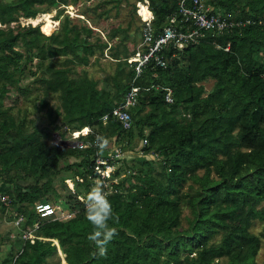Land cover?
Wrapping results in <instances>:
<instances>
[{"label":"trees","instance_id":"obj_1","mask_svg":"<svg viewBox=\"0 0 264 264\" xmlns=\"http://www.w3.org/2000/svg\"><path fill=\"white\" fill-rule=\"evenodd\" d=\"M79 1L0 0V194L10 196L9 204L0 197V221L22 215L11 224L17 231L0 233V264H259L262 236L250 227L264 220V0H208L235 23L250 22L207 30L184 47L170 42L161 51L167 66L151 60L140 73L130 57L143 24L133 36L131 23H117L105 38L96 21L109 19L124 0H97L81 12L87 22L76 23L64 11ZM178 5L179 0H150L155 32L171 23ZM52 7L58 8L57 29L51 30L50 20H20ZM183 18L177 15L174 25L186 30ZM106 49L115 66L106 82L77 70L92 56H105ZM134 85L139 90L131 128L114 115L100 124ZM168 87L172 101L165 97ZM40 89L58 92L61 101L48 120L51 127L28 120L27 109L13 112L20 97ZM64 124L89 125L109 141L138 142L143 151L125 154L131 168L117 166L109 178H119L114 190L107 189L118 235L106 257L97 256L87 239L91 226L82 202L98 174V149L54 144L53 129ZM49 201L75 214H41L37 203Z\"/></svg>","mask_w":264,"mask_h":264},{"label":"built area","instance_id":"obj_2","mask_svg":"<svg viewBox=\"0 0 264 264\" xmlns=\"http://www.w3.org/2000/svg\"><path fill=\"white\" fill-rule=\"evenodd\" d=\"M145 2L148 9L152 11V14L145 17L141 13L140 4ZM138 14L144 21L143 33H142V48H138L134 55L130 57V61L133 63L137 73L143 70V67L151 60H153L157 65L162 67L167 66L168 60L161 54L162 49L167 48L170 42H175L179 47H184L189 40H195L203 36L205 31L210 29L223 30L235 25H245L250 22V19L245 21L235 23L232 20V14L229 13L228 16L222 15V12L216 10L215 7L208 2V0H179V5L176 13H173L170 17L171 23L163 27L162 31L155 32V27L153 26L154 12L150 6L149 0H138L137 1ZM177 15H183V20L187 23L186 30L177 28L174 23H176ZM24 21V20H23ZM25 22H31L30 18H27ZM183 27L184 25L181 24ZM264 76V75H263ZM139 86L134 85L130 90L124 95L123 103L113 109L112 113H107L101 119V122L106 121L111 115L120 118L125 128H129L132 125V113L131 107L135 104L137 100V93ZM172 88L168 87L165 97L168 101H172ZM94 133L97 137L101 136L99 133H95L90 127H85L81 130H74L69 139H75L72 141L71 146L77 147L84 150L88 147L96 146L94 139L81 138L80 134ZM148 139H143V144L147 142ZM113 150L108 152V149L102 155L96 156V163L94 169L97 171L95 176V181L97 179H103L108 190L112 191L116 188L118 184V179L110 180L109 177L112 175L113 171L117 168V162L122 159L124 155V147L121 143H112ZM143 152V151H142ZM141 152V153H142ZM105 165V166H104ZM91 175V174H90ZM78 179L83 178V174H77L75 176ZM72 187L73 185L70 184ZM113 188V189H112ZM1 199L9 204L10 196L7 193L0 194ZM37 210L43 215L56 214L59 218L68 219L71 218L75 211L68 209L62 204L49 202H38ZM22 215H19L15 222L19 223ZM30 232H26L24 235H28Z\"/></svg>","mask_w":264,"mask_h":264},{"label":"rangeland","instance_id":"obj_3","mask_svg":"<svg viewBox=\"0 0 264 264\" xmlns=\"http://www.w3.org/2000/svg\"><path fill=\"white\" fill-rule=\"evenodd\" d=\"M97 0H80L78 3L76 4H67L65 7V11L69 12L70 16L73 18L74 22L76 23H80V22H87L86 17H84V14H82L81 12H83L87 6L93 5L94 3H96ZM133 1L134 0H130V2H126L125 0L120 4L119 10L116 9V7L112 8L111 11V15L109 17V19H104L102 16H99V20L96 21H100L101 22V27L103 28V32H104V37L107 38V31L109 30L110 27H112L113 25H116L117 23H121L124 26H127L128 23H131V27L129 28V32L133 35L136 31V26L137 24H143L144 25V21L142 20V18L140 17V15L137 13V3H136V10L133 13ZM112 3H109L107 5H100L97 7L96 13H98L99 11H101L103 9V7L105 6H110ZM64 4H61L59 7H62ZM57 10L58 8L56 7H52L51 9H49L48 11L45 12V14L42 16L43 17V21H51V26L53 28L52 29H57L60 25V19L56 18L57 16ZM91 19H93L94 17V12L93 10H91L89 8L88 11ZM134 15V16H133ZM63 14L61 15V18H63ZM27 18L25 17H21L20 20H26ZM32 22H37L35 20H33L31 18ZM91 22V20H90ZM16 22H13V24L15 25ZM92 23V22H91ZM43 28L45 27V24H42ZM99 28V27H98ZM141 33H143V26L141 27ZM134 36V35H133ZM140 36V37H139ZM138 37H134V41H136V48H142L143 45L142 43V34L139 35ZM136 39V40H135ZM118 40V38L113 40L116 42ZM129 47L133 48L134 47V42L130 41L129 42ZM105 56L100 57L98 60L96 58V56H92L91 58V62L88 65H78L77 66V70L79 72L84 71L83 68H85V70L87 71L88 75L90 77H93L95 79H99L101 81V83L106 82L105 80V75L106 72L108 70H114L115 66L112 64V57L110 56V51L108 49L105 50ZM114 59V58H113ZM37 78V77H36ZM35 78H31L26 80L27 82H32V80ZM206 87L210 88L213 84V80H209L206 83ZM44 97L46 98L47 103L43 104L42 100L44 99ZM9 101V100H8ZM13 103V101H10ZM10 105V103H8ZM61 101L58 95V92L56 93H46L44 90L40 89L37 90L35 92H33L29 97L27 98H19V100L14 104L13 107V112L14 113H20L24 112L26 109L28 111V120L35 118L37 121V124L39 126H49L51 127L52 125L50 124V122L48 121L51 117L52 114H54L55 112V108L56 107H60ZM7 105V104H6ZM52 111V112H51ZM50 113V115H48ZM60 120V119H59ZM60 123V121L58 122ZM100 124H102V122H100ZM103 125V124H102ZM54 127V126H53ZM53 127L51 128V130L53 129ZM55 130V129H53ZM57 131V130H56ZM53 136V133H52ZM58 141V140H57ZM52 142L54 144L60 145V146H68L66 144H61L59 141L55 142L52 138ZM112 142L113 141H109V149L108 152L110 153V151L113 150L112 147ZM138 145V146H137ZM138 148H140V143L138 144V142L132 144L131 146H126L124 153L128 154L133 152V154H137V153H141L142 151H138ZM132 154V153H131ZM73 159L76 160V157H73ZM125 161V157H122V160L119 162H117L118 166L121 167H129L131 168V166L126 163ZM90 175V174H89ZM84 176V175H83ZM70 183L73 185L72 180H70ZM113 189V188H112ZM66 192V191H65ZM185 212H188V209H185ZM12 223H16L15 221H11L8 219H4V217L2 218V220L0 221V233H5L9 230H11V228L14 231L18 230V227L15 225H11ZM187 221L184 220V224H186ZM250 229L256 233H259L262 236V246L258 252L257 255V261L259 264H264V220L261 219H257L254 221V223L251 225ZM10 235H12L13 237L15 236L14 232H10ZM7 245L1 246V249L3 251L7 250L9 248V242H6Z\"/></svg>","mask_w":264,"mask_h":264},{"label":"clouds","instance_id":"obj_4","mask_svg":"<svg viewBox=\"0 0 264 264\" xmlns=\"http://www.w3.org/2000/svg\"><path fill=\"white\" fill-rule=\"evenodd\" d=\"M25 18L31 19V17H25ZM132 125H133V116H132ZM85 127H90V126L86 125L80 129H73L70 125L64 124L60 130L57 129V131L56 130L53 131V140L55 142L59 141L61 144H62L61 141H66L65 144L71 146L72 141H74L75 139H69L68 136H70L74 130H81ZM90 128L93 129L92 127ZM88 134H90V131L84 135H88ZM81 135L83 134L81 133L80 137ZM118 142L122 144L124 149L126 148V146H128L126 144L127 141H125L124 138L121 137H119L116 142H112V143L116 144ZM95 144L98 149V155H102L105 152V150H107L109 147V140L104 136L98 135L96 137ZM153 153L157 154L156 151L152 152V154ZM123 156L125 157V153ZM121 160L122 159H119V162ZM115 179L119 180V178H115ZM107 189L108 188L104 180L97 179L96 181L93 182L92 186L84 194L82 199V202L84 204V218L91 226V232L88 234L87 239L93 243L96 249V255L99 257L107 256L109 244L113 241L114 237L118 235L117 229L114 226H112V223H110V222L118 223V216H116L112 201L110 200L111 192L108 191Z\"/></svg>","mask_w":264,"mask_h":264},{"label":"bare ground","instance_id":"obj_5","mask_svg":"<svg viewBox=\"0 0 264 264\" xmlns=\"http://www.w3.org/2000/svg\"><path fill=\"white\" fill-rule=\"evenodd\" d=\"M140 9H141V13H143V15L145 17H148L152 14V11L150 9L147 8L145 2L140 4ZM43 15L39 16L38 18H33V20L35 21H41L43 19L42 17Z\"/></svg>","mask_w":264,"mask_h":264},{"label":"water","instance_id":"obj_6","mask_svg":"<svg viewBox=\"0 0 264 264\" xmlns=\"http://www.w3.org/2000/svg\"><path fill=\"white\" fill-rule=\"evenodd\" d=\"M63 144H65L66 143V141H61Z\"/></svg>","mask_w":264,"mask_h":264}]
</instances>
